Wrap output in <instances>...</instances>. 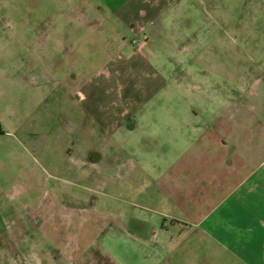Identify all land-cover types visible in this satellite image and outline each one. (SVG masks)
I'll return each instance as SVG.
<instances>
[{"label": "crops", "instance_id": "0c3cea01", "mask_svg": "<svg viewBox=\"0 0 264 264\" xmlns=\"http://www.w3.org/2000/svg\"><path fill=\"white\" fill-rule=\"evenodd\" d=\"M227 6L81 0L64 14L74 20L59 27L57 56L47 40L41 57L0 58L13 66L0 69V125L21 134L32 127L17 139L28 157L48 160L51 66L82 62L83 49L94 47L83 45V32L113 34L104 48L130 40L133 52L108 60L114 73L54 79L64 129L59 170L136 193L140 211L106 238L153 252L154 264H264V28L217 19L229 24L216 33L212 16Z\"/></svg>", "mask_w": 264, "mask_h": 264}, {"label": "rangeland", "instance_id": "374dc122", "mask_svg": "<svg viewBox=\"0 0 264 264\" xmlns=\"http://www.w3.org/2000/svg\"><path fill=\"white\" fill-rule=\"evenodd\" d=\"M226 3L225 16L220 13V18L212 16L216 33L226 28L228 33L229 24H217V19L233 24L242 17V24L264 28V0H226ZM80 4L81 0H0V58L7 60L32 54L41 57V43L47 40L56 47L51 56H57V47L65 36L59 27L65 24V19L74 20L64 14L77 9ZM214 4L212 1V11L215 10ZM79 35H82L84 46L94 43L93 49H83L82 62L68 65L57 62L50 69V158L37 160L28 157L26 145L20 144L31 135L32 127L24 129L21 134L6 123L5 134L0 136V264L155 262L153 252H138L128 242L106 238L105 233L115 231L124 215L140 211L136 193L111 192L90 179L65 175L59 170V137L64 129L59 121V88L54 79L57 80L60 74L71 78L75 73H81L84 80L97 75L106 76L114 71V65L108 61L112 54L134 51L130 40V48H104L103 42L113 34L83 32ZM232 35L238 41V32H232ZM34 44L35 48L29 49ZM8 64H0V69L9 71L13 66ZM115 69L120 71L123 67ZM97 135L108 136L101 129ZM17 136L24 141L18 140ZM109 136L121 138L115 132ZM115 181L122 182V177L115 178ZM75 246H89V252H68ZM228 260V264H238L232 263L230 258Z\"/></svg>", "mask_w": 264, "mask_h": 264}, {"label": "trees", "instance_id": "16d2710c", "mask_svg": "<svg viewBox=\"0 0 264 264\" xmlns=\"http://www.w3.org/2000/svg\"><path fill=\"white\" fill-rule=\"evenodd\" d=\"M3 134H4V131H3L2 127H1V125H0V135H3Z\"/></svg>", "mask_w": 264, "mask_h": 264}]
</instances>
